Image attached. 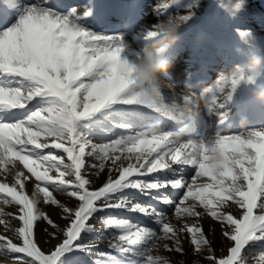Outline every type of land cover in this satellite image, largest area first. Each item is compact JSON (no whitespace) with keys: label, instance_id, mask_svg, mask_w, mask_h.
Segmentation results:
<instances>
[{"label":"snow or ice","instance_id":"1","mask_svg":"<svg viewBox=\"0 0 264 264\" xmlns=\"http://www.w3.org/2000/svg\"><path fill=\"white\" fill-rule=\"evenodd\" d=\"M200 7V0H158L152 22L135 31L125 23V31L99 33L87 22L95 0L83 15L76 6L62 10L48 0H0V205L15 208L0 207V254L13 264H76L73 250L85 253L91 264H173L159 249L185 256V242L194 256L203 257L191 264H245V252L264 245V128L232 133L227 110L242 82L257 84L247 74L249 58L260 57L264 67L255 34L234 25L244 46L234 52L244 62L218 71L199 91L186 84L182 104L167 71L145 80L133 71L166 19L178 25L177 38L156 55L172 61L183 27L199 18ZM243 7L244 0H237L229 19ZM202 100L206 114L217 116L211 134ZM113 105L131 106L133 116L146 110L179 127L169 130L150 115L135 129L132 121L118 123L129 131L111 139L90 135L87 122ZM185 167L192 169L190 176L183 174ZM105 168L107 178L96 186L92 177ZM169 189L181 194L174 199ZM150 201L172 208L175 222ZM43 205L53 206L56 215ZM106 209L154 218L158 230L101 215ZM205 216L219 225V253L215 227L206 230L201 223ZM39 222L45 224L47 247L37 239ZM105 230L106 251L98 247ZM84 231L97 235L81 240ZM254 264H264V248Z\"/></svg>","mask_w":264,"mask_h":264},{"label":"rangeland","instance_id":"2","mask_svg":"<svg viewBox=\"0 0 264 264\" xmlns=\"http://www.w3.org/2000/svg\"><path fill=\"white\" fill-rule=\"evenodd\" d=\"M35 2L43 3L44 0H35ZM90 2L91 0H72L71 6H76L78 12L83 15V11L87 10V6ZM157 2L158 0H95V13L92 17L87 18V22L94 31L99 33L125 31V23L130 25L131 31H135L141 24H146L154 20L152 8ZM184 2L189 3L191 0H184ZM236 2L237 0H200L201 7L197 11L199 18L189 22L183 27V30L180 33L181 39L175 45V58L171 61V66L167 69V78L177 84L175 93L178 104L183 103L182 93L186 91V84L193 85L196 87L197 91H199L202 87L211 83L218 71L230 67L235 62H244L245 58L238 56L234 52L235 46L239 45L242 48L244 47L241 45L240 38L233 31L234 25L251 30V32L255 34V37L260 41L262 49H264V37L259 36L260 30L264 31V25L263 23L260 25L259 20V18L264 20L261 16V13L264 12V0H244L243 10L237 14L234 20L229 19V10ZM63 9L64 8H62V10ZM128 38L131 41V32H129ZM133 46H136L135 42H133ZM261 72H264V67H262ZM254 86L255 84H245L242 82L235 91L233 99L228 103L227 110L229 123L231 124L229 128L230 132H232V127L239 124L238 121H235V118H239L245 114H254L256 112L254 103L256 98L251 94V90ZM163 91L166 96L170 97L172 95L171 91L166 87ZM208 98L210 99V95ZM200 107L202 119L207 127L208 133H214L216 131L217 116L214 114H206L203 100L201 101ZM118 110L123 111V109ZM100 113L92 117L93 119L91 118L94 121L90 119L91 122L90 120L87 122V127L90 133L92 132L97 134V132H100L101 134L103 131H110L114 129V127H117L116 125L118 123H124L126 122V119H128L126 117L125 121L122 122L123 120L120 116H116L114 114L113 117L116 116L115 118H107L103 117V111ZM126 114L128 115L130 113ZM150 115L160 120L164 119L163 117H157L154 113L147 114L146 110L141 111L142 117ZM95 120L97 121L95 122ZM166 121L168 123V129L171 130L173 127H169V124L173 121L168 119H166ZM166 121L162 122L165 128L167 126L165 123ZM102 122H104L106 125H110L112 128H104V123ZM113 122L115 124H113ZM95 125L97 126L95 127ZM132 126V129L136 128L134 127V123H132ZM178 127L179 126H176L175 128ZM121 129L122 128H119V130ZM242 129L258 128L243 127ZM122 130L128 131L129 129ZM233 133H238V131ZM100 134H98V139H107L108 135L100 136ZM89 162L95 163L96 161L92 158H89ZM20 167L22 168V166ZM94 171V169H89L90 173H93ZM101 174L104 175L105 173L101 172L98 177H92L96 186H99L102 183L100 181V177L102 176ZM127 193L137 197L138 199H144V197L141 198L139 193L135 192L134 190H127ZM54 195H56L57 198L61 199L62 201H67L66 195L60 193H54ZM179 195L180 192L178 196ZM170 196L174 199L178 198V196ZM150 202L155 204L158 208L156 202ZM0 207H3L5 212L15 211L14 206L11 205H0ZM43 208L46 212L53 216H55L57 213V210L51 205H43ZM171 209L172 208H169L163 212L174 219L173 213H171L173 212V209ZM104 212L101 213V215H105L106 217H115L117 219L126 218L132 222L150 226L153 229L158 230V224L155 222L154 218H145L144 216H139V214L132 215L131 213L125 212L123 209H106ZM142 218H144V220ZM148 218L151 220H147ZM205 219L215 222L207 216H205ZM173 222H175V219ZM0 227L3 228L1 229L0 233H3L4 226L0 225ZM44 227L45 224L43 222H39V227L36 229V234L37 239H39L41 243L47 247L48 244L46 241L48 238L43 231ZM112 231H119V229ZM96 235L97 233L88 231H84L80 234L81 240L93 239ZM107 236L108 230H105V239H103L98 246L101 250L106 251L104 248L107 244ZM51 243H55V241H52ZM213 243L216 251L219 253L221 244L220 237L216 239L213 238ZM258 245L263 246L261 244L253 245L251 249L245 252V264H254V260L259 256L260 250L262 249V247L260 249ZM185 248L187 253L185 256H180L176 253H168L162 248L159 249V253L161 255H167L173 261V264H180V261H184V264H191L192 260L194 259H200L201 261L203 260V257H196L190 252V245L187 242H185ZM71 254L77 258L76 264H81V262L82 264H91V260L85 253L78 250H73ZM153 254H155V250ZM0 264H13V260L7 254H0Z\"/></svg>","mask_w":264,"mask_h":264},{"label":"bare ground","instance_id":"3","mask_svg":"<svg viewBox=\"0 0 264 264\" xmlns=\"http://www.w3.org/2000/svg\"><path fill=\"white\" fill-rule=\"evenodd\" d=\"M260 2H262V1H260ZM48 3H50V4H52V5H55V6H57V7H59L60 9H62V8H65V6H71V3H72V0H48ZM261 16L263 17V19H264V12H262L261 13ZM259 17H260V14H259ZM259 20H260V25L263 23V25H264V20H262L261 18H259ZM259 20H258V22H259ZM250 21H252V20H250ZM255 21V20H254ZM253 21V22H254ZM109 31V30H108ZM259 36H262V37H264V31L263 30H260V35ZM262 55H264V51H262V53H261ZM256 82H258V83H264V72H262V76H261V78L260 79H257L256 80ZM170 92V91H169ZM254 103H255V107H256V112L254 113V114H245V115H243V116H241V117H239V118H235V121L237 122H239V124H237V125H235L234 127H232V133L233 132H240V130L243 128V127H245V128H251V127H253V128H258V129H261V128H264V104H261L257 99H255L254 100ZM130 108V106H124V105H113L111 108H108V109H104V110H102L103 111V117H107V118H115L116 116H120V117H122V122H124L125 121V119H126V117L128 118V119H126V122H129V121H132V123H134V127H136V128H138V127H141V126H143V124H145L146 122H147V119H148V117L149 116H146V117H142L141 115L140 116H133V115H131V114H126V113H129L128 111H127V109H129ZM118 109H123V111H120V110H118ZM119 112H118V111ZM142 111V110H141ZM101 114V113H100ZM116 115L115 117H113V115ZM148 114V113H147ZM107 118H105V119H107ZM156 118V117H155ZM161 118V117H160ZM93 119V118H92ZM91 119V120H92ZM156 119H158V118H156ZM91 120H90V122H91ZM102 120V119H101ZM113 120V119H112ZM117 120V119H116ZM158 120H160V119H158ZM240 120H243L244 121V123L242 124V123H240ZM92 121H94V120H92ZM97 120H95V122H96ZM103 121V120H102ZM105 121V120H104ZM118 121V120H117ZM160 121H166V119H163V120H160ZM107 122V121H106ZM99 123V122H98ZM98 123H97V125H98ZM102 123H104V122H102ZM166 123V125L168 124L167 123V121L165 122ZM111 124V123H110ZM113 124H115L114 122H113ZM97 125H95V127L97 126ZM103 125V124H102ZM101 125V126H102ZM104 128H112L110 125H106L105 123H104ZM176 126H179V125H177L176 123H174V122H171L170 124H169V127H173V128H171V130H174V129H178V128H175ZM90 127H92V126H90ZM133 127V126H132ZM103 128V129H104ZM166 128L168 129V125L166 126ZM133 129H135V128H133ZM105 130V129H104ZM109 130V129H108ZM126 130H128V129H126ZM124 131V132H123ZM129 131V130H128ZM104 132V133H103ZM101 134H100V132H97V134H95V133H90L89 132V134L90 135H93L95 138H97L98 139V134H100V136H104V135H108L107 136V139H111V138H113V137H115V136H119V135H122L123 133H125L126 131L125 130H119V128H117V127H114V129H112V130H110V131H103ZM186 137H182L181 139H185ZM97 142H99V140L97 141ZM92 172V171H91ZM105 174L104 175H102L101 177H100V181L101 182H103L106 178H107V168H105L104 169V171H103ZM183 174L185 175V176H190V174H192V169L191 168H188V167H185L184 169H183ZM98 183V182H97ZM178 194H179V191L178 190H171V189H169V195H172L173 197H177L178 196ZM181 194V193H180ZM141 198H143V197H141ZM145 199V198H144ZM155 202V201H154ZM157 205H158V209H160V210H162V211H165V210H167V209H169L170 207H168V206H166V205H163V204H158L157 203ZM172 210V209H171ZM126 212V211H125ZM105 213V212H104ZM123 213V212H122ZM127 213H129V212H127ZM171 213H173V212H171ZM132 215H138V213H131ZM139 216H143V215H141V214H139ZM136 217V216H135ZM145 217V216H144ZM146 218V217H145ZM140 219V218H139ZM143 220H144V218H142ZM152 219V218H151ZM151 219H147V220H151ZM174 220V219H173ZM148 221V222H149ZM135 223V222H134ZM155 223V222H154ZM201 223L203 224V226H204V228L207 230V229H209V228H212V227H215V229H216V231H215V233L213 234V238H219L220 237V233H219V225L218 224H216V222H212V221H210L209 219H203L202 221H201ZM153 224V223H152ZM1 229H3L2 227H0V231H1ZM3 231V230H2ZM257 245V244H256ZM259 246V248L261 249V247L262 248H264V245L263 246H260V245H258Z\"/></svg>","mask_w":264,"mask_h":264},{"label":"clouds","instance_id":"4","mask_svg":"<svg viewBox=\"0 0 264 264\" xmlns=\"http://www.w3.org/2000/svg\"><path fill=\"white\" fill-rule=\"evenodd\" d=\"M156 31L160 35L153 40H150L146 45V50L142 54L140 61L133 64V71L137 78L141 80L147 79L149 76H155L158 73L167 71L171 66V61L163 55H156L160 50H166L177 38L178 25L174 22H169L167 19L159 22V27ZM262 61L261 58L252 55L248 62V75H253L255 79H260L262 76ZM251 94L261 103L264 104V83H257L251 90Z\"/></svg>","mask_w":264,"mask_h":264}]
</instances>
